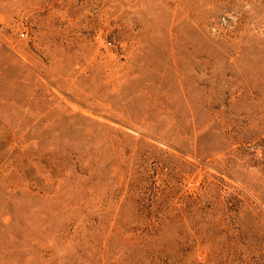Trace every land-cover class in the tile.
<instances>
[{
    "label": "rangeland",
    "instance_id": "obj_1",
    "mask_svg": "<svg viewBox=\"0 0 264 264\" xmlns=\"http://www.w3.org/2000/svg\"><path fill=\"white\" fill-rule=\"evenodd\" d=\"M0 264H264V0H0Z\"/></svg>",
    "mask_w": 264,
    "mask_h": 264
}]
</instances>
